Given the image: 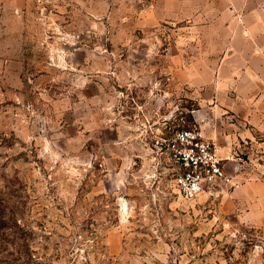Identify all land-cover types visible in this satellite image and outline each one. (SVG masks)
<instances>
[{
  "label": "rangeland",
  "instance_id": "rangeland-1",
  "mask_svg": "<svg viewBox=\"0 0 264 264\" xmlns=\"http://www.w3.org/2000/svg\"><path fill=\"white\" fill-rule=\"evenodd\" d=\"M201 2L0 0V264H264V198L238 192L264 184V129L193 198L137 134L198 108L170 74L222 34Z\"/></svg>",
  "mask_w": 264,
  "mask_h": 264
},
{
  "label": "crops",
  "instance_id": "crops-1",
  "mask_svg": "<svg viewBox=\"0 0 264 264\" xmlns=\"http://www.w3.org/2000/svg\"><path fill=\"white\" fill-rule=\"evenodd\" d=\"M201 1L214 12L218 30L215 23L195 28L222 34L199 48L171 53L170 83L178 90L185 88L198 103L191 112L193 120L227 159L235 142L252 136L251 129H264V0ZM182 2L172 0L173 5ZM229 163L226 170L232 174ZM243 189L264 198V184L244 186L238 192L244 193Z\"/></svg>",
  "mask_w": 264,
  "mask_h": 264
},
{
  "label": "built area",
  "instance_id": "built-area-1",
  "mask_svg": "<svg viewBox=\"0 0 264 264\" xmlns=\"http://www.w3.org/2000/svg\"><path fill=\"white\" fill-rule=\"evenodd\" d=\"M162 118L164 133L155 123L149 125V122L148 126L139 125L137 131L148 151L146 159L159 175L169 174L174 186L188 198L204 191L214 194L218 186L231 182L218 146L201 134L195 121L188 122L185 113L176 116L173 121L176 126L170 123V117ZM167 167L171 171L164 173Z\"/></svg>",
  "mask_w": 264,
  "mask_h": 264
},
{
  "label": "trees",
  "instance_id": "trees-1",
  "mask_svg": "<svg viewBox=\"0 0 264 264\" xmlns=\"http://www.w3.org/2000/svg\"><path fill=\"white\" fill-rule=\"evenodd\" d=\"M186 117H187L188 120H190V121L192 120L191 119V115L189 113L186 114Z\"/></svg>",
  "mask_w": 264,
  "mask_h": 264
}]
</instances>
